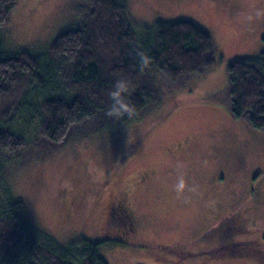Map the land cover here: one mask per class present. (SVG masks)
I'll list each match as a JSON object with an SVG mask.
<instances>
[{
  "label": "rangeland",
  "instance_id": "obj_1",
  "mask_svg": "<svg viewBox=\"0 0 264 264\" xmlns=\"http://www.w3.org/2000/svg\"><path fill=\"white\" fill-rule=\"evenodd\" d=\"M124 2L144 41L155 37L158 20L197 23L212 37L216 64L176 87L164 84L147 121L72 135L55 148L29 144L11 161L25 164L7 184L26 206L30 235L43 232L63 250L81 239L101 242L107 264H264L248 254L264 255V130L232 116L228 72L264 51V0ZM84 20L81 0H18L1 31L4 49L42 55ZM31 122L24 119L19 132L30 143L42 138ZM178 174L196 191L178 196ZM113 198L127 202L119 217ZM126 215L136 219L133 230ZM238 242L236 256L210 252Z\"/></svg>",
  "mask_w": 264,
  "mask_h": 264
},
{
  "label": "trees",
  "instance_id": "obj_2",
  "mask_svg": "<svg viewBox=\"0 0 264 264\" xmlns=\"http://www.w3.org/2000/svg\"><path fill=\"white\" fill-rule=\"evenodd\" d=\"M17 1L0 0V264H107L99 255L101 242L81 239L63 250L46 243L43 232H37L38 238L30 235L26 206L11 197L7 184L25 162L11 161L29 144L33 150L40 143L55 148L72 135L115 131L149 120L164 96V84L176 87L216 64L212 37L191 20H158L155 37L144 41L129 23L124 0H81L85 20L80 28L58 36L42 55L13 54L4 49L1 31ZM228 72L232 116L264 130V51L232 62ZM117 82L125 85L127 110L114 113L111 93ZM24 119L37 125L42 136L37 143L19 133ZM241 230L247 232L223 231ZM239 245L210 252L228 250L236 256ZM248 254L264 260L261 253Z\"/></svg>",
  "mask_w": 264,
  "mask_h": 264
},
{
  "label": "clouds",
  "instance_id": "obj_3",
  "mask_svg": "<svg viewBox=\"0 0 264 264\" xmlns=\"http://www.w3.org/2000/svg\"><path fill=\"white\" fill-rule=\"evenodd\" d=\"M124 88L125 85L123 84V82H117L115 90L111 93V97L113 99L111 111L114 113H119L121 110H127L126 104L122 98V92L124 91ZM172 187L178 196H182L189 191H196V187L189 185L183 174H178L176 181Z\"/></svg>",
  "mask_w": 264,
  "mask_h": 264
},
{
  "label": "flooded vegetation",
  "instance_id": "obj_4",
  "mask_svg": "<svg viewBox=\"0 0 264 264\" xmlns=\"http://www.w3.org/2000/svg\"><path fill=\"white\" fill-rule=\"evenodd\" d=\"M111 209H112V214L115 215L116 217H119L120 215H123L125 210L127 209V202L125 201V199L113 198ZM128 218L130 219L131 230H133L132 228L135 225L136 219L133 216L132 217L129 216Z\"/></svg>",
  "mask_w": 264,
  "mask_h": 264
}]
</instances>
